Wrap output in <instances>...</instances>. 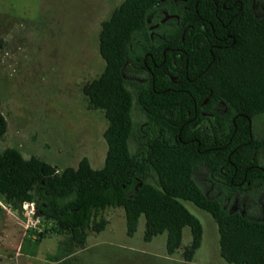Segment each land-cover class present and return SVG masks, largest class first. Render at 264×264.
I'll return each instance as SVG.
<instances>
[{"label":"trees","instance_id":"1","mask_svg":"<svg viewBox=\"0 0 264 264\" xmlns=\"http://www.w3.org/2000/svg\"><path fill=\"white\" fill-rule=\"evenodd\" d=\"M254 5L125 0L101 25L106 66L83 88L89 107L108 120L104 166L94 169L85 157L59 171L7 147L0 149V194L14 209L34 204L36 216L66 234V250L84 247L90 227L103 230L108 222L99 214L109 207L124 208L129 236L142 216L145 241L166 233L168 254L181 247L189 226L187 261L203 239L202 223L183 203L191 201L217 222L227 262L264 264V219L226 202L235 192L264 190V140L255 138L251 125L264 113V15ZM167 12L173 16L151 35V25ZM127 67L145 80L127 79ZM135 106L145 116L137 131ZM7 131L0 111V142ZM201 166L221 196L208 195L196 181Z\"/></svg>","mask_w":264,"mask_h":264},{"label":"rangeland","instance_id":"2","mask_svg":"<svg viewBox=\"0 0 264 264\" xmlns=\"http://www.w3.org/2000/svg\"><path fill=\"white\" fill-rule=\"evenodd\" d=\"M124 1L0 0V111L8 122L1 150L16 148L24 157L38 156L59 171L77 167L85 157L94 169L104 166L108 120L103 110L89 107L83 88L106 66L99 50L101 25ZM254 9L263 16L264 0H255ZM126 77L139 82L145 74L127 67ZM134 119L137 131L145 120L138 106ZM251 125L255 138L264 140V113ZM135 147L133 138L131 148ZM194 175L208 195H222L206 167ZM226 202L232 210L264 219V190L235 192ZM183 203L203 226L202 243L192 261L183 257L192 239L189 226L181 247L168 254L166 233L145 241L142 216L129 236L124 208L109 207L99 214L107 226L100 232L90 227L84 247L66 250L61 243L66 234L57 233L54 222L36 216L34 204L14 209L0 194V264H232L220 253L213 216L191 201Z\"/></svg>","mask_w":264,"mask_h":264},{"label":"flooded vegetation","instance_id":"3","mask_svg":"<svg viewBox=\"0 0 264 264\" xmlns=\"http://www.w3.org/2000/svg\"><path fill=\"white\" fill-rule=\"evenodd\" d=\"M171 16H173V15H171ZM155 25H156V24L154 23V24L151 25V27H152V26H155ZM151 27H150V34H151V35H154V33H155V28H157L158 26L155 27V28H153V29H152ZM144 80H145V79H144ZM144 80H143V81H144ZM203 114H204V116L209 115V114H207V113H205V112H204Z\"/></svg>","mask_w":264,"mask_h":264},{"label":"water","instance_id":"4","mask_svg":"<svg viewBox=\"0 0 264 264\" xmlns=\"http://www.w3.org/2000/svg\"><path fill=\"white\" fill-rule=\"evenodd\" d=\"M169 18V16L167 15L164 19H162L158 24H156L155 26H152L151 28L153 29V28H155V27H157L158 25H160L161 23H163L166 19H168Z\"/></svg>","mask_w":264,"mask_h":264}]
</instances>
